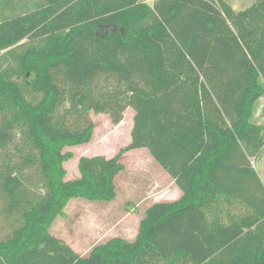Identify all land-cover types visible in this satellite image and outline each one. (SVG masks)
Segmentation results:
<instances>
[{"label":"trees","instance_id":"obj_1","mask_svg":"<svg viewBox=\"0 0 264 264\" xmlns=\"http://www.w3.org/2000/svg\"><path fill=\"white\" fill-rule=\"evenodd\" d=\"M264 0H0V264H264ZM135 110L130 144L82 156L90 116ZM146 148L181 196L87 255L51 232L73 199L110 202Z\"/></svg>","mask_w":264,"mask_h":264},{"label":"rangeland","instance_id":"obj_2","mask_svg":"<svg viewBox=\"0 0 264 264\" xmlns=\"http://www.w3.org/2000/svg\"><path fill=\"white\" fill-rule=\"evenodd\" d=\"M237 9L252 0H228ZM135 110L128 107L123 119L116 123L108 113L92 111L94 132L90 142L69 146L73 158L65 162L67 180L80 176L78 168L82 156L104 155L113 157L127 147L132 139ZM255 121L264 124V97L258 103ZM123 171L116 177V197L110 202H90L73 199L67 205L64 216L58 217L51 232L66 241L77 253L87 255L98 243L120 236L133 239L145 210L153 203L165 201L176 195L172 177L152 157L146 148L126 150L122 153ZM253 164L264 180V152ZM10 229L3 217L0 235Z\"/></svg>","mask_w":264,"mask_h":264},{"label":"crops","instance_id":"obj_3","mask_svg":"<svg viewBox=\"0 0 264 264\" xmlns=\"http://www.w3.org/2000/svg\"><path fill=\"white\" fill-rule=\"evenodd\" d=\"M143 1L152 5L155 0H143ZM30 2H33V0H27V3H30ZM173 182L175 183L174 180H173ZM175 187H176V195L174 197H170L168 199H165V201H174V200L178 199L181 196V194H182L181 189L178 187L177 184L175 185Z\"/></svg>","mask_w":264,"mask_h":264}]
</instances>
